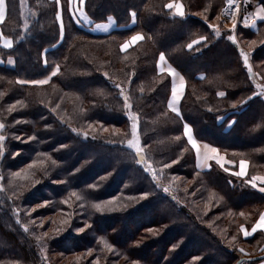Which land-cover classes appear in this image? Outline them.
Listing matches in <instances>:
<instances>
[{"label": "trees", "instance_id": "trees-1", "mask_svg": "<svg viewBox=\"0 0 264 264\" xmlns=\"http://www.w3.org/2000/svg\"><path fill=\"white\" fill-rule=\"evenodd\" d=\"M168 2L170 0H86L85 8L93 23L106 22L107 17L112 16L119 26L110 33L95 34L77 24L75 18L70 19L67 0H61L60 5H55L54 0H23L22 5L20 0H6L9 12L0 30L13 40L14 46L12 49L0 46V59L4 61L0 63V78H3L0 79V93L5 94L0 98V120L7 125L4 134L8 137L0 173L17 165L18 159H12V150L16 147L12 137L36 135L37 139L23 148L26 155L21 159L24 163L32 162L43 152L51 155L57 165L52 166L48 162L52 182L39 187L35 194L31 192L29 202L36 194H43L53 203L55 210L65 212L69 207L60 201L68 198L70 192L88 194L81 211L92 228L82 236L68 232L61 238H55L52 240L55 250L73 254L85 253L86 248H92L96 253H102L100 238L104 237L121 255L139 264H236L249 257L225 246L214 230L202 225L191 204L179 201L176 196L180 192L178 188L172 187L170 193H165L157 187L151 174L135 162L134 152L126 144L108 142L119 140V136L89 133V138L85 139L69 127L70 124L87 131L92 123L130 132L131 122L127 111L122 109L123 98L119 96V89L115 87V83L123 82L121 86L126 92H131L133 111L141 117L142 142L152 145L147 152L154 166L160 168L161 162H170L179 156L180 146L189 148L179 164L164 170V186H169L168 182L176 175L191 177L197 171L194 149L182 135L185 123L194 128L199 141L213 145L237 160L240 157H234L232 153H245L251 161V174L260 173L256 166H264V152L259 151L264 149V97H254L237 109H233L231 103L246 99L256 90L243 66L239 47L247 51L241 41L243 38L248 41L264 36V21L259 23L257 31L250 28L237 31L238 47L227 40V29L217 38L202 16L196 15L210 4L211 9L205 15L208 23H212L226 6L225 0H181L186 19L173 18L163 8ZM61 6L65 9L63 19L66 25L63 40L59 38V21L56 20ZM133 10L137 13L135 24L130 17ZM25 19L29 24L27 32L23 30ZM136 33L143 34L145 40L127 52H121L120 45ZM200 36H207L208 40L189 50L187 44ZM45 50L47 66L43 63ZM160 52L165 53L168 63L186 79V92L180 105L182 118L167 109L172 78L167 71L161 73L159 70ZM259 52L256 50L251 54L253 71L257 73L255 62L262 60ZM9 58L14 59V67L5 64ZM56 63L60 64L61 73L48 85L34 87L15 83L19 79L45 78ZM105 71L111 79L103 75ZM132 71L136 75L129 86L127 74ZM259 82L264 83V80L259 77ZM141 86L143 93L139 91ZM98 90H103L104 95H95ZM219 91H225L226 97L220 98L217 95ZM17 100H23L27 107L18 105L9 114L8 106ZM58 103L60 108L52 112L51 108ZM81 107L86 111L81 112ZM208 108L213 110L209 112ZM164 112H168L167 117L161 115ZM62 116L67 123L61 122ZM16 120L28 123L16 124ZM233 120L235 124H232ZM46 125H51V128ZM93 135L96 139L91 138ZM177 135L182 136L178 142L172 139ZM64 144L68 147L61 148ZM106 161L108 163L104 165ZM77 168L79 172H76ZM102 176L107 179L101 181ZM199 178L203 181L201 187L204 185L221 194L235 213L264 206V194L218 166L202 171ZM57 180L66 183L53 182ZM93 183L98 184L96 190L88 188ZM144 192L150 193L148 199L128 200V197L138 198ZM113 197L120 198L118 203L122 210L97 213L91 207L92 203ZM197 200L202 202L203 197L199 196ZM133 202L136 204L130 207ZM16 204V200L8 199L7 192H0V262L52 264L48 256L47 260L43 259L35 241L23 231L25 213H19L21 223H16L13 211ZM125 204L127 207L123 208ZM124 219L128 220V226L123 224ZM233 220L237 221L234 214ZM243 224L246 228L249 226ZM155 226L172 227L161 235H149L147 241L140 242L141 233ZM259 239H264L260 230L244 238V242L250 244ZM159 244L162 249L156 252ZM197 244L201 245L197 247ZM197 256L201 258L198 261L194 259Z\"/></svg>", "mask_w": 264, "mask_h": 264}, {"label": "snow or ice", "instance_id": "snow-or-ice-1", "mask_svg": "<svg viewBox=\"0 0 264 264\" xmlns=\"http://www.w3.org/2000/svg\"><path fill=\"white\" fill-rule=\"evenodd\" d=\"M21 5L23 4V0H20ZM61 0H54L55 5H60ZM244 3H250V0H244ZM226 6L222 8L220 13L215 16V19L217 21H221L222 17H227L231 21V28L228 30L229 34L227 35V40L232 42V44L237 45L239 47V41L237 39L236 31H237V25L240 23L242 12H241V4L238 2V0H225ZM67 5L68 9L70 10V19L75 18V22L77 24L81 23V18L84 21H87L88 23H92V19L89 15V12L86 10L85 5H86V0H67ZM163 8L167 9L173 18L179 17L181 19H186V12H185V6L181 2V0H170V2L166 3L163 5ZM211 9V5L209 4L207 7L204 8L203 12L201 13H196V15L202 16L203 20L205 23L208 24V27L212 30L214 35L219 38L222 35L221 31V26L219 23L212 24L208 23V16L205 15V13L209 12ZM63 6H61L60 11L57 12L56 14V20L59 21V38L63 40L64 35H65V29L66 25L63 19V12H64ZM9 12V5L6 3V0H0V25H3L5 23L6 17ZM130 17L131 21L133 24L137 23V13L136 11H131L130 12ZM107 23H97L95 28L96 30H103L107 32L114 23H116L114 17L108 16L107 17ZM258 21H264V3H259L256 6V10L254 12H246L243 14V23L246 27H255L257 25ZM23 30L27 32L29 30V24L27 20H24L23 23ZM23 39V37H21ZM76 39H79V37H76ZM0 40L3 41V47L7 49H12L14 46L13 40L11 38H8L4 35L3 31L0 30ZM145 40V36L141 33H136L135 35L131 36L130 39L126 40L124 43L120 45V51L121 52H127L130 47L134 46L140 41ZM208 37L207 36H200L198 39H194L191 43L187 44V48L189 50H192L194 45L201 44V42L207 41ZM264 44V38L260 39L259 41L253 39L249 42H247V47L248 50L245 51L244 47H239V55L242 57L243 60V66L247 69L248 74L250 75L252 82L255 84V89L251 95L247 96L246 99H241L238 101H235L231 103V107L233 109H237L238 106H243L246 105L249 101L253 100L254 97H264V84L257 82L256 78L257 76L260 77L261 80H264V75H260L257 72L253 71V65L251 63V54L252 52L255 51L257 47L260 45ZM75 46V45H73ZM46 53L47 50H45V58L43 60V63L45 66L48 65V60L46 58ZM67 59V58H65ZM125 59H128L126 56ZM159 70L161 73H164L167 71V73L171 76V98L167 102V109L171 112L174 113L176 117L182 118V113L180 110V102L181 99L184 95L185 88H186V80L183 75H181L176 68L172 67L171 64L168 63V60L166 58V55L164 52L159 53ZM4 61L0 59V63H3ZM10 64H14L15 61L11 58L8 59L7 61ZM61 73V66L59 63H56L54 66V69L50 72L49 75H47L45 78L42 79H19L16 80L15 83L19 85H32L34 87H42L45 85H48L54 77H57ZM103 75L109 79L111 77L109 76V73L107 71L103 72ZM136 73L135 71H132L127 74L128 79H127V84L131 86L132 84V78L135 77ZM3 79V78H0ZM162 82V81H161ZM9 83H12L11 81ZM115 83V82H114ZM123 82L121 83H115V87L119 89V96L123 98L122 102V109L127 111V118L131 122L130 123V132L125 131L121 132L120 129L113 128L111 135L113 136H119V140H109V143H121V144H126V147L128 149H132L134 152V159L135 162L139 165L143 166L144 171L148 172L151 174V179L156 183L157 187L162 188V190L165 193H170L172 191V184H174L177 180L180 178L178 177H172V182L169 184V186H164L163 184V179H164V170L165 169H171L174 165H177L180 163V160L183 159V156L185 153L189 151L188 147L185 146H180V154L176 158H173L170 160V162H161V167L157 168L154 166V161L151 160L148 156L147 150L152 147L151 144H147L142 142L141 139V130H140V125H141V117L138 112L133 111V103H132V96L131 92L125 91V88L122 87ZM155 89H153L154 91ZM139 91L141 93L144 92L143 86L139 88ZM95 95H100L103 96L104 92L103 90H98V92L94 93ZM5 94L0 93V98H2ZM217 95L220 98L226 97L227 93L225 91H219L217 92ZM77 99H79L77 97ZM63 101H61L62 103ZM20 107H27V105L24 103L23 100H17L16 103L10 104L7 108V112L11 114L13 111L17 109V106ZM60 108V104H56L55 107L51 108L52 112H56L57 109ZM213 109L208 108V111L211 112ZM81 112L86 111L83 107L80 108ZM66 115V114H65ZM164 117L168 116V112H164L161 114ZM222 120L223 117H220ZM60 120L62 123H67L65 118L62 116L60 117ZM16 124L20 123H28V121H21V120H16ZM236 121L233 120L232 124H235ZM46 127L51 128V125H46ZM69 127L71 128V131L75 133L77 136H83L85 139L89 138V132L88 131H83L75 127H71L69 124ZM259 128L260 125H257ZM7 125L3 120H0V162L3 161V158L5 156L6 152V147H5V141L8 139V137L4 134L6 131ZM88 128L91 129L93 132H98L102 130L104 133H109L110 129L108 127H105L103 124H99V128L96 127V125L90 123L88 125ZM183 137H186V143L191 146L192 149H194L195 153V168L197 171L195 172V178H199L201 176V172L204 171L205 169H208L209 171L212 169L213 164L212 162L214 161L215 164L219 165L225 172H228L229 169L225 167V164H230V165H236V161L234 160H227L226 156L227 153H224L223 155L221 154V151L217 147H213L212 145L208 143H200L195 135L194 128L190 125L185 123L183 125V132H182ZM130 137V138H129ZM92 139H96V136H92ZM15 139L22 140L21 137L17 136ZM37 137L36 135H31L28 137V140H22L23 143H27L28 141H34L36 140ZM174 141L178 142L182 139L181 135H177L174 138H172ZM158 143H164V141H159ZM68 145L64 144L61 145V148H67ZM59 150V149H58ZM259 151L264 152V149H259ZM15 155H19V152L15 153ZM234 157H240L239 164H238V171H233L231 172V175L237 178H242V183L245 185L250 186L253 189H257L260 193L264 194V174H259V173H253L249 174V166L251 164V161L247 158L245 153H232ZM37 160H33L32 163H30L26 169H22L17 172H13L10 175L9 178V183L8 187L6 188L3 184L4 181V176L2 173H0V192H6L8 190L12 191V197L13 199H19L24 192V189L26 185H21L18 184V180H29L30 178H34L36 175V171H41L44 175H48V168L47 164L48 162H51L52 166L57 165V161L53 159L51 155L48 153H39ZM80 169L77 168L76 172H79ZM111 175V173H109ZM247 177L246 179H244ZM107 177L102 176L100 177V180H106ZM33 185L39 184L40 180L38 179H33ZM54 183H59L63 184L66 183L64 180H57L53 181ZM88 188L91 190H96L98 188V184L93 183L88 185ZM185 193L188 192V189H184ZM199 191V188L197 187L191 194L194 196L196 192ZM150 193L144 192L140 197H128V200H146L148 199ZM73 198H75V201L80 202L79 206L80 207H85V202L88 200V194L84 192H76L72 191L70 192L68 198L60 201V203L67 205L69 208L72 207V201ZM174 200L176 199V196L173 195L172 197ZM119 197H114L111 200H105L101 201L98 203H92L91 207L95 210L97 213H104L105 211H117L118 208H120L119 205H117V201L119 200ZM214 199H218L219 201H222L224 198L222 196H217L216 192H211L210 196L208 197L209 201V210H210V205L211 201ZM179 203V201H177ZM51 201L49 200H44L42 203L37 204L35 207H32L30 210L26 212V215L31 217L33 212H36L37 209L39 208H46L50 205ZM217 206H219L217 204ZM127 204L123 205V208H126ZM122 210V209H120ZM17 219L16 223L20 224L21 221L19 219V213L20 210L13 209ZM207 215V212L204 213ZM69 217L71 216V213L68 214ZM228 216H232L233 213L229 211L227 213ZM239 215L241 217H245L244 212H240ZM44 219H40V223L37 225L36 220H30L28 223L22 224L23 231L25 233L30 232V227L29 225H35L39 228H44ZM51 224H55V220L50 221ZM61 224L66 225V226H71V221L69 219H64L61 221ZM209 227H212L211 224H209ZM86 228H92V224H85L84 227L77 228L76 231L79 233H83ZM258 230L261 231L262 234H264V212L259 213V218L258 220L251 226V230L249 231L248 228L245 226L241 225L239 227V232H242L244 237H250L253 234H255ZM54 235L52 237H49V231H44L40 233L39 235L35 234V232H32L31 234L35 237V240L40 244L41 247V252L43 255V259L47 260V248L46 245L43 243L47 239H55L56 235H59L62 231H67V227L65 228H55L54 230ZM226 231V230H225ZM149 233L156 234L157 229L155 228H149L148 229ZM224 239L227 241V243L234 248V250H238L240 253H242L244 256H251V253H248L245 251L243 247H239L238 249L235 248V242L237 240V237L233 235L230 239L227 237H224ZM100 242L103 245V248L107 252H114L115 248L114 246L106 240L104 237L100 238ZM259 251L261 253H264V248H260ZM88 256L93 255V250H90L87 253ZM119 255V253H117ZM82 257L77 256L76 260L79 261L81 260ZM124 259L128 261V264H139L138 261L136 260H130L129 257L125 256ZM195 260H200L201 258L199 256L194 258ZM11 264H20L19 261H14L11 262ZM94 264H101L100 258H96L94 261ZM237 264H249L248 261H238ZM259 264H264V261H260Z\"/></svg>", "mask_w": 264, "mask_h": 264}, {"label": "rangeland", "instance_id": "rangeland-1", "mask_svg": "<svg viewBox=\"0 0 264 264\" xmlns=\"http://www.w3.org/2000/svg\"><path fill=\"white\" fill-rule=\"evenodd\" d=\"M238 2L241 4V12H242V16H241V20L240 23L237 25V31H239L241 28L246 29L249 27H246L243 23V14L246 12H252V9L255 11L256 10V6L259 3H264V0H250V3L245 4L244 0H238ZM116 21V20H115ZM103 22V23H107ZM213 24L216 23H220V21L214 20L212 22ZM260 23V22H259ZM80 26L86 28L87 30L93 32V33H99V34H105V33H110L113 30L119 28L117 22L114 23L112 25V27L107 31H103V30H96L95 23H88L87 21H84L81 18V23L79 24ZM221 31L223 32L224 29L229 30L231 28V21L230 19H228L227 17H222L221 19ZM236 31V33H237ZM264 38V36H259L257 38H252L250 40H245L244 38L241 40L243 45L246 47V49H248L247 47V42L255 39L257 41H259L260 39ZM0 46H3V41L0 40ZM264 44L260 45L259 47H257L255 49L259 50L261 52H264ZM254 51V53H255ZM253 53V52H252ZM258 56L261 58L262 60H258L257 62H255L256 67L258 68L259 73H261L262 75H264V55L261 53ZM13 59V58H11ZM14 60V59H13ZM8 61V60H7ZM5 62L6 65H8L9 67H14V64H10L8 62ZM97 128H99V125L96 126ZM110 129L109 133L112 132L113 127H108ZM89 133H96V134H108V133H104L102 130L98 131V132H93L91 129L88 128L87 130ZM21 137L22 140H28V137H24L23 135H15L12 138L14 139V143L16 142V147L14 146V150H12V159H18L17 165L11 170L8 169L6 171L3 172V176H4V181L3 184L4 186L7 188L8 187V183H9V178L11 173L13 172H17L20 171L22 169H26L27 166L32 163V162H28V163H24V160L21 159L22 157L24 158V156L26 155V153H24V149L25 145L30 142L33 141H28L27 143H23L22 140H18L15 139V137ZM202 142V141H201ZM13 143V144H14ZM205 143V142H204ZM213 146V145H212ZM215 147V146H213ZM221 151V154L223 155L224 153H227L225 151ZM19 152V155H15V153ZM227 160H234L236 161V165L234 166V168H229L227 166V164H225V167H227L229 169L228 174H231V172L233 171H238V164H239V160L240 159H235L232 156H230L227 153L226 156ZM11 162H13L11 160ZM108 161L104 162V165H107ZM213 165L218 166L221 170H223L219 165L215 164V162H212ZM251 164L249 166V174L251 175ZM257 169H259L258 171H260L259 174H264V166H256ZM186 171H190V168H186ZM224 171V170H223ZM183 172V171H181ZM225 172V171H224ZM44 174L38 173L36 171V175L34 178H30L29 180L25 181V180H18L17 183L21 184V185H26L23 195L19 198V199H13L12 197V191L8 190L7 192V197L8 199H10V201L12 200H16L17 204L15 205V208L19 209L21 213H25L24 216V223H28L30 220H36V224L38 225L40 223V219L43 218L45 223H44V228H39L35 225H29L31 231L28 233V237H30L31 239H33L35 241V244L37 246L36 249H38V251L40 253L41 252V247L40 244L35 240V237L31 234L32 232H35V234L39 235L40 233L44 232V231H49V237H52L55 233L54 231H50L54 230L55 228H65L67 227V231H62L59 235H56V239L57 238H61L65 235H67L68 232H71V234H75V235H84L87 234V232L91 229V228H86V230L83 233H79L76 231L77 228L80 227H84L85 224H89L87 222V220H85V216L83 211H81V207L79 206L80 202L75 201V199L72 201V207L69 208V210H66L65 212H58V210H55L53 208V203H50V205L46 208H39L37 209L36 212H33L31 217L26 215V212L28 210H30L32 207H35L37 204L42 203L45 199L43 194H36L33 198H31V201L29 202L30 198V193H34L37 191V189L39 187H46L44 184L50 181V171H48V175H45V177H43ZM174 177H178L180 178L179 180H177L174 184H172L173 188H178L177 190L180 191L178 193V195H176L179 198L180 202H186V204H191L190 206L193 207L194 210V214L196 216H198L199 218V222L202 225H205L207 227H209V224L212 225L211 228L212 230H214L215 234L223 241L224 245L230 248H233L232 246H230L227 241L224 239V237H227L228 239H230L233 235H235L237 237V240L235 242V248L238 249L239 247H243L245 249L246 252H250L251 256L250 258H254V257H258L261 255H264V253H261L259 251L260 248H264V239H259L255 242H251L250 244L247 242H244V235L242 232H239V227L241 225L244 226L243 222L246 223V225L248 226V230H251V226L258 220L259 218V213L260 212H264V206L261 205L259 206V208H255V209H250V210H245V211H241L244 212L246 215L245 217H241L239 215L240 212H236L228 207L226 205L225 199H223L222 201H219L218 199H214L211 201V205H210V210H209V201H208V197L210 196L211 192H216L217 196H222L221 194H219L217 191L212 190L210 188H205L202 181V178H195V176H183V175H176ZM33 179H38L40 180L39 184H35L33 185ZM242 179V178H240ZM246 179V177L244 178ZM172 181H169L168 184H170ZM205 184V183H204ZM199 188V191L196 192V194L193 196L191 193L196 189ZM187 188L188 192L185 193L184 189ZM47 189V188H46ZM51 194V193H48ZM188 194V195H187ZM201 196L203 197V201H198L197 198ZM44 197V198H43ZM223 197V196H222ZM40 198V199H38ZM114 198V197H113ZM111 198V199H113ZM38 199V200H37ZM108 199V200H111ZM196 200V201H195ZM188 202V203H187ZM136 203L133 202V204H131L130 207L134 206ZM217 204L219 206H217ZM117 205H119L118 201H117ZM122 206V205H120ZM121 208V207H120ZM117 211H119V209ZM259 209V210H258ZM117 211H109V212H117ZM231 211L234 215L237 221H235L236 223H238V225L234 222L233 220V215L232 216H228L227 213ZM207 212V215H205L204 213ZM69 213H71V216L69 217ZM71 221V226H66L61 224V221L64 219H69ZM51 220H55L56 223L55 224H51L50 221ZM123 224L128 226V220L124 219L123 220ZM104 225H101V228H103ZM166 227V228H165ZM165 227H161V226H155V227H150V228H155L157 229L156 234H152L148 232L147 228L144 233H141V235L139 236V241L140 242H144L147 241L150 237L149 235H161V232L167 231V229L171 228L172 226H165ZM33 228H36L35 230H33ZM128 229V228H127ZM129 230V229H128ZM226 230V231H225ZM127 232V231H126ZM52 240L55 239H47L45 242H43L46 245L47 248V256L49 257V261L52 264H94V261L96 258H100L101 260V264H128V261H126L124 259L125 256L120 254V251L114 246L115 251L114 252H107L104 248L102 253H96L92 248H86L85 249V253L80 252V253H73V254H66L63 253V251L61 252V250H55L54 246L52 245ZM123 242V241H121ZM199 245L201 244H197V247H199ZM68 248L70 246H67ZM159 251L160 249H162V245L159 244L158 248ZM93 250V255L92 256H88L87 253ZM238 251V250H236ZM117 253H119V255H117ZM106 254V257H105ZM238 254H241L238 251ZM255 254H258V256H256ZM261 254V255H260ZM243 255V254H241ZM77 256L82 257L81 260L77 261L76 258ZM258 262V261H257ZM251 263V262H249ZM256 262H253V264H255ZM0 264H4L2 262H0ZM237 264V263H236Z\"/></svg>", "mask_w": 264, "mask_h": 264}, {"label": "crops", "instance_id": "crops-1", "mask_svg": "<svg viewBox=\"0 0 264 264\" xmlns=\"http://www.w3.org/2000/svg\"><path fill=\"white\" fill-rule=\"evenodd\" d=\"M252 12H254V10L252 9ZM259 22H263V21H258L257 22V25L255 26V27H250L249 26V28L250 29H252V30H254V31H257L258 29H259ZM96 34H99V33H96ZM105 34H107V33H105ZM182 75V74H181ZM185 78V77H184ZM186 80V79H185ZM256 80H257V82H259V76H257V78H256ZM259 83H261V82H259ZM262 84H264V83H262ZM185 92H186V88H185ZM185 92H184V95H183V97H182V99H181V102H182V100H183V98H184V96H185ZM171 98V97H170ZM170 100V99H169ZM181 102H180V105H181ZM179 105V106H180ZM198 140V139H197ZM199 141V140H198ZM200 143H204V142H201V141H199ZM227 166L229 167V168H234V165H230V164H227ZM205 170H208V169H205ZM204 170V171H205ZM247 178V177H246ZM251 237V236H250ZM262 261H264V260H262ZM259 262L260 261H258V262H256L255 264H259Z\"/></svg>", "mask_w": 264, "mask_h": 264}, {"label": "water", "instance_id": "water-1", "mask_svg": "<svg viewBox=\"0 0 264 264\" xmlns=\"http://www.w3.org/2000/svg\"><path fill=\"white\" fill-rule=\"evenodd\" d=\"M262 260H264V255L254 257V258L244 257L240 259L239 261L257 262V261H262Z\"/></svg>", "mask_w": 264, "mask_h": 264}, {"label": "bare ground", "instance_id": "bare-ground-1", "mask_svg": "<svg viewBox=\"0 0 264 264\" xmlns=\"http://www.w3.org/2000/svg\"><path fill=\"white\" fill-rule=\"evenodd\" d=\"M255 1H257V0H255Z\"/></svg>", "mask_w": 264, "mask_h": 264}]
</instances>
